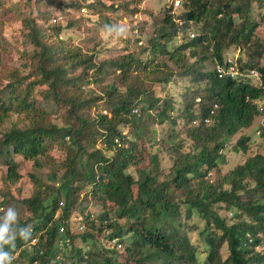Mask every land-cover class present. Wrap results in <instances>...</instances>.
<instances>
[{
	"label": "trees",
	"instance_id": "16d2710c",
	"mask_svg": "<svg viewBox=\"0 0 264 264\" xmlns=\"http://www.w3.org/2000/svg\"><path fill=\"white\" fill-rule=\"evenodd\" d=\"M22 1L0 0L4 264H264V153L249 155L251 138L242 136L232 152L246 161L220 168L226 146L260 115L264 0H182L176 14L171 4L145 49L105 59L63 35L91 33L93 17L116 24L109 14L127 3ZM82 9L88 16L77 18ZM16 22L21 40L8 34ZM232 46L247 55L235 69L259 71L261 87L208 69L228 65ZM180 83L185 108L177 110L170 89ZM179 121L186 140L176 141ZM28 164L32 194L15 195ZM31 245L40 253L26 262Z\"/></svg>",
	"mask_w": 264,
	"mask_h": 264
},
{
	"label": "rangeland",
	"instance_id": "374dc122",
	"mask_svg": "<svg viewBox=\"0 0 264 264\" xmlns=\"http://www.w3.org/2000/svg\"><path fill=\"white\" fill-rule=\"evenodd\" d=\"M182 1V0H180ZM21 2V0H20ZM22 2H25L22 1ZM121 2L127 3L128 7L126 6L118 9V11L113 14H109V17L112 18V20H116V24H125L129 28V33L126 38H121L118 39L113 33L112 35H105V33L108 31L106 28V25L110 24H115L114 21H111L110 23H105V21H97L96 18L93 17L94 22L91 24V33H85L83 31L79 30H73L71 32H68L63 35V38H72V40L84 47V50H92L93 48H96L97 52H99V56L102 59L105 58H115L119 54L125 53L127 50L129 52H135L138 53L140 52L141 49H145V46H148V41L150 40L151 37L157 34V28H159L162 23L161 21L165 17L166 11H168V7L171 4H174L175 0H120L117 2V5L120 4ZM110 4V3H108ZM50 7V6H49ZM133 10H138V12L133 14ZM181 10V5L176 13H179ZM253 10H258L256 4H253ZM58 15H62L63 12L60 11V9H57L56 12ZM66 14V12H65ZM63 19L62 22L66 23L67 22V17L66 15L63 14ZM76 16L77 18L80 17H86L88 16V13H82L81 11L78 12L76 11ZM117 18V19H116ZM237 18V17H236ZM237 22H241L239 18H237ZM21 28V23L16 22L13 23L11 26L8 27V34L12 40L19 39L21 40V37H19V30ZM257 34L261 37H264V24H261L260 27L257 30ZM93 36H96V41L93 42L92 38ZM194 37V36H192ZM99 43V45H97ZM223 56L225 59L228 60H233L234 62L236 61L237 58H242V60L247 59V55L244 50H241L239 47L232 46L230 48H226L223 52ZM142 58L148 57V55H141ZM14 60L16 61L18 59V54H14ZM10 61V60H9ZM163 61H167V59H164ZM194 61V60H193ZM17 62V61H16ZM14 62V64L16 63ZM262 64L264 65V60H262ZM216 65H213L212 63L208 64V69H214ZM249 81L255 83L253 80L249 79ZM183 85L181 84L177 87V89L172 88L170 91L173 94H176V99L180 101V103L177 105L176 109L182 108L184 109L185 106L182 103L184 101V98L181 95V92L184 93L185 90H183ZM259 86V84H258ZM95 90L96 87H93ZM179 98V99H178ZM264 102V97L262 99ZM177 112V111H176ZM199 124L195 125V128H197ZM194 128V127H193ZM167 128L164 127L163 131L158 132V136L156 138V141L158 143L161 142V138L163 137L164 134H168L169 130H166ZM178 130L180 131L179 137L176 138V141L178 140H186V133L188 130V127L182 123V121H179V126ZM261 131V134L259 132ZM177 132V130H176ZM263 133H264V120L262 117H258L255 121L254 126L246 131H243L236 135L231 142L226 146L224 150V157H225V162L220 166L221 168V173L222 174H227L229 171L233 170L236 166L239 164H243L247 157L249 155H255L256 153H264V145H263ZM242 136H247L251 138V143L249 144V150L250 154L249 155H244V154H235L232 152V147L238 142V140ZM167 146V145H166ZM158 152H162L161 150H157ZM55 156L59 157V151L55 152ZM164 157L163 165L164 167L168 170L171 166L172 163L168 159V157L162 153ZM33 168L30 164L27 166H23L22 173L24 174V178L22 181L15 187H12V192L17 195L18 189L21 188L22 195L24 197H29L32 194V186L28 180L27 174L32 172ZM49 174V171H44V175L47 176ZM215 180L217 178L215 175H212ZM51 181H56V176H54ZM3 182L1 180V173H0V189L2 188ZM56 186L58 184L56 183ZM93 212H95L97 209H91ZM0 211L2 209L0 208ZM221 215L223 217H227L228 220L231 218H234L233 215L230 213L227 215L225 211L221 212ZM61 227V226H60ZM196 241L198 239H195ZM204 240V238H203ZM104 243L107 246H110L113 248L114 244L111 246L107 244L103 240ZM205 244L207 248V244H210V240L205 238ZM205 248V246H204ZM208 249V248H207ZM118 251L120 254H124V249L123 247H118ZM40 253L39 250L33 249V245L28 250H25L23 252L26 262H30L37 256V254ZM124 258V257H123Z\"/></svg>",
	"mask_w": 264,
	"mask_h": 264
},
{
	"label": "clouds",
	"instance_id": "9594fccd",
	"mask_svg": "<svg viewBox=\"0 0 264 264\" xmlns=\"http://www.w3.org/2000/svg\"><path fill=\"white\" fill-rule=\"evenodd\" d=\"M179 9V8H178ZM178 11V10H177ZM176 11V12H177ZM176 12L175 13H173V11H172V13L173 14H176ZM106 28L108 29V31L105 33V35H112L113 33H115V35H116V37L118 38V39H121V38H126L127 37V35H128V33H129V28L125 25V24H110V25H106ZM225 61H227L229 64L227 65H219V64H217L216 65V72H217V75H218V79L219 80H231V81H235V80H240V79H242V78H246V77H243L242 76V73H240L237 69H235L236 71H238V75L237 76H235V77H231L230 75H226V76H224V78H220L219 77V74H218V68L219 67H221V68H223V69H225V70H228V69H230L231 67H234L235 68V65H234V61L233 60H231V62H230V60H228V59H226ZM250 78H247V80H249ZM252 80V79H251ZM255 82V81H254ZM255 85H258V84H256V83H254ZM262 100H259L258 102H257V106H258V104H259V102H261ZM260 117H261V114L259 115ZM207 123H209V120H208V122H207V119L205 120V124H207ZM198 123H196L195 125H197ZM259 134H261V131L259 132ZM11 219H13V215H12V213L10 212L9 213V216H8V220L10 221ZM7 231V228H6V226L4 227V228H2V229H0V239H3V235H4V233ZM4 261H5V257L4 256H2V255H0V264H4Z\"/></svg>",
	"mask_w": 264,
	"mask_h": 264
},
{
	"label": "built area",
	"instance_id": "2783aa9c",
	"mask_svg": "<svg viewBox=\"0 0 264 264\" xmlns=\"http://www.w3.org/2000/svg\"><path fill=\"white\" fill-rule=\"evenodd\" d=\"M180 5H181V1L180 0H175L174 6H173V13H175L178 10ZM82 12L86 13V9H82ZM230 62H231V60H230ZM218 74H219L220 78H224V76H226V75H230L231 77H235V76L238 75V71H236L234 67H231L228 70H225V69L219 67L218 68ZM242 76L246 77V78H250L253 81H255L256 84H259L260 87L262 86L261 75H260L259 71L252 70V71H249L248 74H242ZM262 88L264 90V87H262ZM258 110H259V113L261 114V117L264 120V102L263 101L259 102ZM207 122H208V120H207ZM60 231L62 233L64 232L63 226H61Z\"/></svg>",
	"mask_w": 264,
	"mask_h": 264
}]
</instances>
